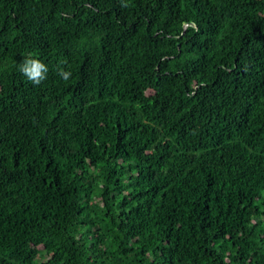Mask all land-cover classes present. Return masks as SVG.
<instances>
[{"label":"trees","instance_id":"trees-1","mask_svg":"<svg viewBox=\"0 0 264 264\" xmlns=\"http://www.w3.org/2000/svg\"><path fill=\"white\" fill-rule=\"evenodd\" d=\"M0 264H264V0H0Z\"/></svg>","mask_w":264,"mask_h":264},{"label":"clouds","instance_id":"clouds-1","mask_svg":"<svg viewBox=\"0 0 264 264\" xmlns=\"http://www.w3.org/2000/svg\"><path fill=\"white\" fill-rule=\"evenodd\" d=\"M19 71L34 85H39L47 78L48 67L38 59L27 58L20 64ZM58 74L65 81L71 77L70 71L62 69Z\"/></svg>","mask_w":264,"mask_h":264}]
</instances>
